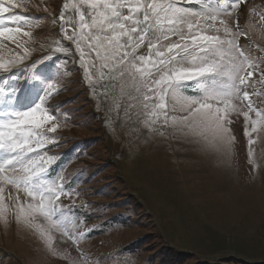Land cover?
I'll use <instances>...</instances> for the list:
<instances>
[{
	"label": "rangeland",
	"instance_id": "rangeland-1",
	"mask_svg": "<svg viewBox=\"0 0 264 264\" xmlns=\"http://www.w3.org/2000/svg\"><path fill=\"white\" fill-rule=\"evenodd\" d=\"M18 2L26 7L14 11L38 26L24 29L32 32L31 38L16 37V41H29L25 45L29 55L22 63L9 64L17 55L24 56L16 41L0 39V59L10 67L6 76L0 71V87L15 88L20 103L13 106L19 110L40 105L54 114L58 127L48 135L55 141L38 150L55 158L44 178H63L65 189L74 193L60 197L62 205L73 206L71 212L65 209L69 220L77 224L70 231L86 234L79 244L67 237V243L62 244L61 234L53 232V247L60 253L67 252L79 264H160L158 249L168 244L190 254L185 264L198 259L218 262L232 256L264 264V131L252 134L255 164L249 161L242 114L232 117L235 143L227 156L179 135L153 134L143 110L128 107L129 95H136L130 80L110 81L111 65L101 68L99 63L90 69L91 83L84 79L79 53L71 41L62 39L60 31L63 4L70 5L65 15L75 17L71 4L77 0ZM179 3L198 8L195 2ZM261 12L264 0H241L236 14L245 33L239 37V44L257 60L264 59ZM65 28L71 32L70 25ZM57 47L68 51H55ZM137 55L147 56V48L138 49ZM260 67L264 68V63ZM60 69L70 72L62 74ZM39 78L40 83L32 84ZM249 80L258 81L259 72ZM47 82L55 85L52 93L46 91ZM92 84L96 85L94 89ZM248 90L253 92L252 88ZM255 90L264 93V86L257 83ZM184 94L196 96L199 92L192 86L186 87ZM251 99L257 108L264 109V95H252ZM0 108L2 123L6 118L4 102H0ZM89 111L99 116L93 129L83 126V116ZM250 116L255 118L252 113ZM86 137H94L96 143L80 156V150L72 144ZM67 153L72 156L71 162L56 164ZM3 155L0 150V157ZM55 165L56 176L52 175ZM72 172L78 174L74 189L71 183L64 185ZM16 195L14 189L5 186L6 211L0 219L1 264H71L63 255H52L34 230L17 225L15 209L10 207ZM146 233L157 236V240L142 249L131 245ZM3 253L8 256L1 261Z\"/></svg>",
	"mask_w": 264,
	"mask_h": 264
},
{
	"label": "snow or ice",
	"instance_id": "snow-or-ice-1",
	"mask_svg": "<svg viewBox=\"0 0 264 264\" xmlns=\"http://www.w3.org/2000/svg\"><path fill=\"white\" fill-rule=\"evenodd\" d=\"M187 2H195L198 8L180 6L179 0H77L71 4L75 17L65 15L70 5L64 3L60 12L62 39L75 45L89 83L93 75L90 69L97 63L101 68L111 65L110 81L132 82L136 95H129L128 107L143 110L155 135H179L227 156L235 143L232 117L242 114L249 161L255 164L252 134L264 131V109L257 108L251 96L264 95L255 90L257 83L264 86V68L260 67L264 59L257 60L239 44V37L245 35L236 19L241 0ZM24 7L18 0H0V39L32 37V32L24 29L38 25L14 11ZM255 11L253 8L252 13ZM259 20L264 27V12L259 13ZM65 25L71 26L70 33ZM16 43L24 56L17 55L9 61L11 65L22 63L29 55L25 47L29 41ZM141 47L147 48V56L137 55ZM55 51L68 49L57 47ZM0 71L10 73L2 59ZM254 72H259V80L250 82ZM192 86L199 95L184 94V89ZM54 88L53 83H47L48 93ZM15 93V88L0 87V102L6 105V118L0 123V150L4 152L0 157V219L6 211L5 186H10L18 194L10 205L17 225L38 233L52 255H63L71 264H79L67 252H58L52 243L53 232L74 244L86 235L70 231L77 227L66 215L73 206L60 203L61 196L74 194L72 190L65 189L62 177L55 181L44 178L55 158L38 150L55 141L48 135L58 127L54 114L40 105L19 110L13 106L20 103ZM48 122L51 126L45 129Z\"/></svg>",
	"mask_w": 264,
	"mask_h": 264
},
{
	"label": "trees",
	"instance_id": "trees-1",
	"mask_svg": "<svg viewBox=\"0 0 264 264\" xmlns=\"http://www.w3.org/2000/svg\"><path fill=\"white\" fill-rule=\"evenodd\" d=\"M66 69H65V71H66ZM69 70H67V71H69ZM65 71L62 72V69H60L59 73L68 75L70 72V71L69 72H65ZM32 82L35 85L37 83H40L41 79L39 78L36 81H32ZM39 85H41V84H39ZM0 117H1V114H0ZM83 119H84L83 126H91V128L93 129L94 128L93 124L96 120L99 119V116H98V114H93L92 111H89V113L87 115L83 116ZM95 143H96V140L94 137H92V138L86 137V139H83L81 142L72 144V147L79 149L80 150L79 154H81L80 156H83L85 153L84 150L90 148ZM71 160H72V156H69V153H67V154H65L64 157L60 158L56 164H62L64 162L70 163ZM57 167L58 166H56V165L54 166L55 171H53L52 175H55V174L58 175L59 174V173L57 174ZM47 178H48V176H47ZM77 180H78V174H76L74 172L69 178L64 180V185L68 186V184L71 183L72 184L71 187L74 189L75 185L77 183ZM114 202H116V201H114ZM125 220L128 221L127 219H125ZM156 240H157V236L154 237L153 235L146 233V234L141 235L140 237L135 238L134 241L131 243V245H134L137 248L142 249L143 246H147L149 244H152ZM158 250H159L160 264H185V262H187L189 260V258L191 257L190 254L186 253L185 250L177 249L170 244H168L166 247L160 248ZM6 256H8V253H3V255L1 256V261L4 258H6ZM227 263L228 264H260V263L248 262L246 259L237 258L236 256L228 257L225 260L218 261V262H213V261L211 262V261H207L204 259H198L193 264H227ZM0 264H1V262H0Z\"/></svg>",
	"mask_w": 264,
	"mask_h": 264
},
{
	"label": "bare ground",
	"instance_id": "bare-ground-1",
	"mask_svg": "<svg viewBox=\"0 0 264 264\" xmlns=\"http://www.w3.org/2000/svg\"><path fill=\"white\" fill-rule=\"evenodd\" d=\"M59 242L62 244H66L67 243L66 237L59 236Z\"/></svg>",
	"mask_w": 264,
	"mask_h": 264
}]
</instances>
